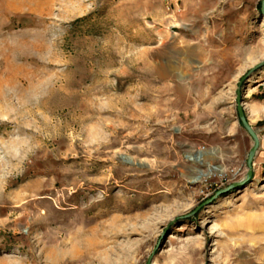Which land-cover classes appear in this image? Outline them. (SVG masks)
I'll use <instances>...</instances> for the list:
<instances>
[{
	"label": "rangeland",
	"instance_id": "obj_1",
	"mask_svg": "<svg viewBox=\"0 0 264 264\" xmlns=\"http://www.w3.org/2000/svg\"><path fill=\"white\" fill-rule=\"evenodd\" d=\"M261 1L0 0V264H264Z\"/></svg>",
	"mask_w": 264,
	"mask_h": 264
},
{
	"label": "water",
	"instance_id": "obj_2",
	"mask_svg": "<svg viewBox=\"0 0 264 264\" xmlns=\"http://www.w3.org/2000/svg\"><path fill=\"white\" fill-rule=\"evenodd\" d=\"M261 3L263 4L264 0H262ZM236 109H237L238 121L240 122L242 127L246 130V132L249 134V136L252 139V145L250 149L248 150L246 159H245L246 172L242 179L229 184L224 189L217 191L216 194H220L230 189L243 186L251 178V175H253V158L259 148L260 139L257 135L256 129L249 123L247 117L245 116V112L243 109V104H242L239 91H237V94H236ZM128 161H130V159H128ZM150 259L151 258H149L146 264H150Z\"/></svg>",
	"mask_w": 264,
	"mask_h": 264
},
{
	"label": "bare ground",
	"instance_id": "obj_3",
	"mask_svg": "<svg viewBox=\"0 0 264 264\" xmlns=\"http://www.w3.org/2000/svg\"><path fill=\"white\" fill-rule=\"evenodd\" d=\"M189 159H192L190 155H187ZM217 167L212 168L211 170L216 169ZM218 171L221 172V169ZM198 176H192L190 178V181H196ZM57 246V244H56ZM55 246V247H56ZM97 246L90 247L86 241L81 240L79 244L74 246V252L73 254L69 257L67 263L68 264H94V263H99L98 259V252L96 251ZM67 259V258H66ZM100 262L103 263L101 260Z\"/></svg>",
	"mask_w": 264,
	"mask_h": 264
},
{
	"label": "trees",
	"instance_id": "obj_4",
	"mask_svg": "<svg viewBox=\"0 0 264 264\" xmlns=\"http://www.w3.org/2000/svg\"><path fill=\"white\" fill-rule=\"evenodd\" d=\"M262 96H264V95H262Z\"/></svg>",
	"mask_w": 264,
	"mask_h": 264
}]
</instances>
